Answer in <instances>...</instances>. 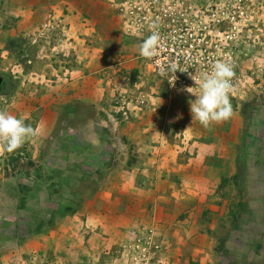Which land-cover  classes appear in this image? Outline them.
Segmentation results:
<instances>
[{
    "label": "rangeland",
    "instance_id": "obj_1",
    "mask_svg": "<svg viewBox=\"0 0 264 264\" xmlns=\"http://www.w3.org/2000/svg\"><path fill=\"white\" fill-rule=\"evenodd\" d=\"M184 1L192 74L234 70L207 128L109 0H0V111L35 131L0 151V264H264V0Z\"/></svg>",
    "mask_w": 264,
    "mask_h": 264
},
{
    "label": "built area",
    "instance_id": "obj_2",
    "mask_svg": "<svg viewBox=\"0 0 264 264\" xmlns=\"http://www.w3.org/2000/svg\"><path fill=\"white\" fill-rule=\"evenodd\" d=\"M123 18L124 26L140 45L153 31L161 37L159 55L146 59L153 73L165 79L176 89L190 87L192 73L201 50L195 43L190 28V11L184 0H109ZM184 7V8H183ZM176 63L179 71L174 75L160 74V67Z\"/></svg>",
    "mask_w": 264,
    "mask_h": 264
},
{
    "label": "clouds",
    "instance_id": "obj_3",
    "mask_svg": "<svg viewBox=\"0 0 264 264\" xmlns=\"http://www.w3.org/2000/svg\"><path fill=\"white\" fill-rule=\"evenodd\" d=\"M161 37L158 32L153 31L150 36L139 45V55L145 59H152L159 55ZM178 69L176 63L161 66V75L173 73V86L176 80L175 73ZM185 72V71H182ZM199 91L194 93L193 87H187L184 91L195 96L190 101V112L192 121H198L202 126L209 127L212 123H222L233 115L232 105L229 99L231 90V79L234 76L233 66L230 62L217 61L212 65L210 74L202 78L189 73ZM35 135L31 125H27L24 119L17 118L7 111H0V151L12 152L23 146L26 138Z\"/></svg>",
    "mask_w": 264,
    "mask_h": 264
},
{
    "label": "crops",
    "instance_id": "obj_4",
    "mask_svg": "<svg viewBox=\"0 0 264 264\" xmlns=\"http://www.w3.org/2000/svg\"><path fill=\"white\" fill-rule=\"evenodd\" d=\"M194 145H190V148H193ZM199 152L197 154V158L198 160H201V159H204L205 157H208V156H213L214 154H216V151L214 149V147H212L211 145H208V146H204V147H199ZM218 156L217 157H222V155H220L219 153L217 154ZM202 162H201V165H198L200 167L199 171L201 174H203L204 176V180L205 181H210V182H215L217 181L218 177H219V171L218 170H212V171H209V172H205L204 171V167H202Z\"/></svg>",
    "mask_w": 264,
    "mask_h": 264
}]
</instances>
